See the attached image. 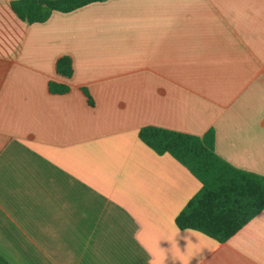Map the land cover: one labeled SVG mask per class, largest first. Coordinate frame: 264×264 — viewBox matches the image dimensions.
<instances>
[{
  "label": "crops",
  "instance_id": "obj_1",
  "mask_svg": "<svg viewBox=\"0 0 264 264\" xmlns=\"http://www.w3.org/2000/svg\"><path fill=\"white\" fill-rule=\"evenodd\" d=\"M13 1L0 0V257L264 264V210L224 243L180 230L201 183L139 138L213 129L222 159L264 176V0H108L35 24Z\"/></svg>",
  "mask_w": 264,
  "mask_h": 264
},
{
  "label": "trees",
  "instance_id": "obj_2",
  "mask_svg": "<svg viewBox=\"0 0 264 264\" xmlns=\"http://www.w3.org/2000/svg\"><path fill=\"white\" fill-rule=\"evenodd\" d=\"M108 0H16L13 13L29 24L45 23L54 12L69 13L92 3ZM58 76L70 79L73 62L68 56L55 64ZM48 90L64 95L70 87L51 81ZM140 140L158 155H171L201 183L175 219L180 230H193L224 243L264 210V176L238 169L215 151V132L202 136L147 126L139 131ZM0 264H9L0 257Z\"/></svg>",
  "mask_w": 264,
  "mask_h": 264
}]
</instances>
